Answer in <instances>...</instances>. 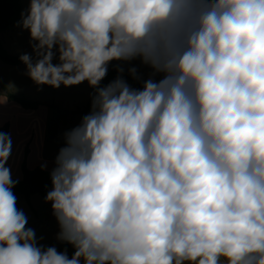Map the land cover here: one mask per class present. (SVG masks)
Here are the masks:
<instances>
[{
  "label": "clouds",
  "instance_id": "1",
  "mask_svg": "<svg viewBox=\"0 0 264 264\" xmlns=\"http://www.w3.org/2000/svg\"><path fill=\"white\" fill-rule=\"evenodd\" d=\"M21 15L29 78L96 93L46 195L71 258L26 228L0 131V264H264V0H29ZM135 59L161 79L99 86Z\"/></svg>",
  "mask_w": 264,
  "mask_h": 264
},
{
  "label": "rangeland",
  "instance_id": "2",
  "mask_svg": "<svg viewBox=\"0 0 264 264\" xmlns=\"http://www.w3.org/2000/svg\"><path fill=\"white\" fill-rule=\"evenodd\" d=\"M22 7L23 10L27 12V9L29 8V0H22ZM32 42L33 41L30 38L29 31L27 29H24L23 27H11L0 33V44L8 52L10 51V54L16 55L18 57H21L24 54H28L32 58L33 62H35L37 56L33 51L32 45L34 43ZM53 51L56 52V49L54 48ZM58 56L59 53L56 52V55L54 56L52 61L53 64L59 63ZM6 65L0 60V77L6 79L8 85L10 87L12 86L11 88L13 90L10 91L18 97L45 104L50 110L49 116H41L42 113H35V115L28 118L29 124L31 125L29 128L27 126L23 128V130L25 131L23 135H21L20 132L17 133L16 131H14L11 140L12 147L15 146L17 149L20 146L22 157H24L25 150L28 149L29 153L27 155L29 159L27 158V161L29 160L30 163L34 162L35 164H37L36 162L39 161V159L36 158L38 144L36 142V137L33 141H31L30 136L33 130H36L37 135L40 129L41 122L46 120L48 121L46 144L47 150H51L56 146V155H58L60 148L65 146L64 133L73 129L74 127H77L81 123L82 118L85 116L84 114L75 115L68 109H83L85 107V104H81L80 99L83 96V93L90 88L88 82L85 81L79 85L67 87L61 85L59 88H54L48 85H37L27 75V68L24 63L22 66L17 68L7 67L10 71L3 70L1 68L2 66ZM151 74L152 71L149 72V75L144 77V80L153 78L154 80L158 81L159 79H161V75L152 77ZM13 104L14 106H17L19 108L21 107L16 103ZM0 110H2V107H0ZM22 110L28 111L24 108ZM12 171L13 170L11 169V173ZM20 177L21 176H19V178ZM15 197L17 209H23L24 213L27 212L29 215H32L29 204L25 201L24 197L21 195H15ZM38 198H41L40 195L38 196Z\"/></svg>",
  "mask_w": 264,
  "mask_h": 264
},
{
  "label": "crops",
  "instance_id": "3",
  "mask_svg": "<svg viewBox=\"0 0 264 264\" xmlns=\"http://www.w3.org/2000/svg\"><path fill=\"white\" fill-rule=\"evenodd\" d=\"M23 9V7H22ZM32 43H36L33 41ZM10 52V51H9ZM12 55V54H11ZM16 56V55H14ZM20 58V57H19ZM117 68H130L135 67L137 71L141 74V76L144 77L149 75V72L153 71L150 67L145 66L141 63L139 59H135L129 62L125 61H111ZM6 65V64H5ZM23 65V62L21 61V64L18 66H2L1 68L3 70L10 71L7 67H20ZM18 71V70H17ZM1 78V77H0ZM2 79V80H1ZM0 80L8 86L7 88L9 90H13L9 85L6 79L1 78ZM145 81V80H144ZM1 86V85H0ZM0 107H2V110H0V121L2 122H9L11 129H10V137L12 140V134L14 131L17 133H23L25 132L23 128L26 126L29 128L31 124H29L28 118L31 116L42 113L41 116H49L50 110L47 105L40 106L36 110H30L25 111L22 110L23 108H19L17 106H14L13 102L8 100V98L5 96V92L2 87H0ZM11 92V91H10ZM90 98V88L89 90H86L83 93V96L80 99L81 104L88 103ZM6 100V102H4ZM4 102V103H3ZM70 112H72L75 115H83L81 112L82 109H68ZM43 111V112H41ZM40 115V114H39ZM29 124V125H28ZM36 130L32 132L30 136V140L33 141L36 137L37 142V154L36 158L39 159L37 164L30 163L29 160L27 161V164L30 168H35L37 166H43L45 169H50L54 164L57 157V151L56 146L53 147L51 150H47V133H48V121L44 120L41 122L40 129L38 131V134L36 135ZM18 152V153H17ZM35 153V152H34ZM22 155L20 151V146L16 149V147H12L11 149V155L7 162V166L12 169L11 177L19 178L21 176V163H22ZM29 159V158H28ZM53 186L51 187L52 190ZM39 194H34L30 196V209L32 211V215H29L27 212L24 213V210L21 209V211L25 214L27 218V224L26 227L33 229L35 232V240L38 246H42L43 248L48 247H55L58 252H65L69 258H71L75 252V248L64 241H60L58 237V233L60 232V227L58 224V221L53 214L52 206L50 202L46 201V197L38 198ZM68 246L63 251H60L64 246ZM81 264H83V261H81ZM223 264V261H222Z\"/></svg>",
  "mask_w": 264,
  "mask_h": 264
},
{
  "label": "trees",
  "instance_id": "4",
  "mask_svg": "<svg viewBox=\"0 0 264 264\" xmlns=\"http://www.w3.org/2000/svg\"><path fill=\"white\" fill-rule=\"evenodd\" d=\"M22 13L27 14L22 9V0H0V33L11 27H22ZM0 60L7 65L18 66L21 64V60L18 56L11 55L1 44H0ZM130 68H117L112 62L108 64V71L105 78L100 82V87H106L118 76L122 78L132 87L133 89L142 90L144 79L141 74L137 71L138 79L133 78L130 74ZM120 69L123 71L121 72ZM136 69V68H135ZM137 70V69H136ZM0 85L5 92V96L13 103H16L26 110H36L40 106L45 104L34 102L25 98L14 95L7 86L0 80ZM96 93V89L90 87V98L86 106L81 110L84 115H87L92 110V98ZM10 123L0 121V131L10 134ZM29 151L25 150V154L21 163V177L19 179H13L17 181L15 187L12 189L14 195H21L25 201L30 205V196L39 194L42 197H46L47 193L51 191L52 181L51 172L56 167L54 164L50 169H45L41 166L30 168L27 164V158ZM27 228V227H26ZM68 246H64L60 251H63ZM185 264L190 262L185 261Z\"/></svg>",
  "mask_w": 264,
  "mask_h": 264
}]
</instances>
